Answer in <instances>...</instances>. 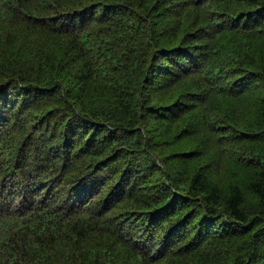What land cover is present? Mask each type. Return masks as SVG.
Wrapping results in <instances>:
<instances>
[{"label": "trees", "instance_id": "trees-1", "mask_svg": "<svg viewBox=\"0 0 264 264\" xmlns=\"http://www.w3.org/2000/svg\"><path fill=\"white\" fill-rule=\"evenodd\" d=\"M0 264H264V0H0Z\"/></svg>", "mask_w": 264, "mask_h": 264}, {"label": "bare ground", "instance_id": "bare-ground-1", "mask_svg": "<svg viewBox=\"0 0 264 264\" xmlns=\"http://www.w3.org/2000/svg\"><path fill=\"white\" fill-rule=\"evenodd\" d=\"M17 48H18V46H17ZM24 54H25V52H24ZM20 57H21V56H20ZM38 85H39V84H38ZM39 98H40V97H39ZM42 98H43V97H42ZM45 100H46V99H45ZM45 103H46V102H45ZM52 103H53V102H52ZM60 105H61V104H60ZM64 105H65V104H64ZM57 106H58V105H57ZM57 106H56V107H57ZM59 108H60V107H59ZM89 248H90V247H89ZM140 248H141V247H140Z\"/></svg>", "mask_w": 264, "mask_h": 264}]
</instances>
